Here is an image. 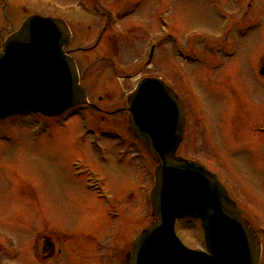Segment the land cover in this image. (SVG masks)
<instances>
[{"label": "rangeland", "instance_id": "rangeland-1", "mask_svg": "<svg viewBox=\"0 0 264 264\" xmlns=\"http://www.w3.org/2000/svg\"><path fill=\"white\" fill-rule=\"evenodd\" d=\"M94 1L85 2L91 15L96 13ZM228 1L99 0L106 18L98 25L96 17L84 13L82 0H0V45L29 14L61 18L73 33L67 50L80 73L85 71L88 101L105 111L126 107L140 79L162 78L186 109L180 156L214 173L244 217L264 231V78H257L264 66V0L246 5L250 10L243 28L249 29L241 31L238 40L237 31L228 39L221 36L226 13L237 23L246 0ZM160 10H165L164 20L185 49L179 53L171 44H162L148 65L149 43L161 28ZM110 11L116 15L106 33L109 38L94 49ZM230 41L235 43L231 57ZM28 116L0 122V264H37L34 244L51 231L78 241L95 231L94 237L104 244L110 227L113 238L130 243L148 223V217L139 219L144 215V184L153 185L154 164L127 133L124 114L71 111L45 120L46 129H33L44 119ZM84 169L103 177L120 203L118 220L110 222L106 204L88 187L92 181L76 174ZM142 169L150 172L151 180ZM177 223L180 241L199 248L201 243L194 241L196 222ZM260 236L264 247V234Z\"/></svg>", "mask_w": 264, "mask_h": 264}, {"label": "water", "instance_id": "water-1", "mask_svg": "<svg viewBox=\"0 0 264 264\" xmlns=\"http://www.w3.org/2000/svg\"><path fill=\"white\" fill-rule=\"evenodd\" d=\"M68 43L62 21L39 16L28 17L6 39L0 51V119L23 111L57 115L86 104L75 63L63 52ZM126 112L129 133L156 163L155 221L136 238L130 262L258 264V238L225 188L202 166L175 157L185 131V112L175 93L160 79L142 80L128 97ZM182 218L201 222L208 255L177 240L174 223Z\"/></svg>", "mask_w": 264, "mask_h": 264}, {"label": "flooded vegetation", "instance_id": "flooded-vegetation-1", "mask_svg": "<svg viewBox=\"0 0 264 264\" xmlns=\"http://www.w3.org/2000/svg\"><path fill=\"white\" fill-rule=\"evenodd\" d=\"M231 3V2H229ZM245 9H249L250 5L248 7H244ZM246 24V17L242 18L239 23H235L234 26L232 23L229 25V32L230 30L235 29L241 31L242 28ZM228 39V38H227ZM231 45V44H230ZM230 45L227 47L229 48ZM115 212L109 213L108 215L111 216V218H114L117 216V214H114ZM41 240L36 243L35 246V259L38 262V264H67V261L64 262L68 255V245L63 246V244H58L56 241V238H51L48 236L43 235ZM112 240L106 239V243L103 244L101 241H98L96 243H91V246L96 245V247L93 249L96 253H91V251H84L80 252L78 254V263L79 264H119V243L115 240L114 242H110ZM67 248V252H66ZM105 248V249H104ZM64 250V251H63ZM102 250V252H100ZM125 255V252H123V256ZM104 260V263H103ZM111 262H108L110 261Z\"/></svg>", "mask_w": 264, "mask_h": 264}]
</instances>
